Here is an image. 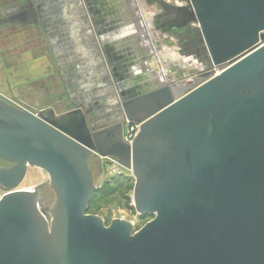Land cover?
I'll use <instances>...</instances> for the list:
<instances>
[{"label":"water","instance_id":"water-1","mask_svg":"<svg viewBox=\"0 0 264 264\" xmlns=\"http://www.w3.org/2000/svg\"><path fill=\"white\" fill-rule=\"evenodd\" d=\"M184 2L204 64L179 90L106 44L109 127L91 129V108L36 116L0 94V264H264V0ZM84 4L98 36L97 0ZM97 156L131 171L134 209L152 217L140 230L86 214ZM28 167L49 184L19 190Z\"/></svg>","mask_w":264,"mask_h":264},{"label":"crops","instance_id":"crops-1","mask_svg":"<svg viewBox=\"0 0 264 264\" xmlns=\"http://www.w3.org/2000/svg\"><path fill=\"white\" fill-rule=\"evenodd\" d=\"M78 1L75 4V0H0L2 96L25 105L33 103L37 109L45 105L60 108L69 100L87 110L91 100L84 99L90 95L86 79L88 76L97 79L98 63L103 79L107 77V69L100 59L106 44L128 49V58L135 63L150 55L132 0H97L94 18L98 36L82 3L84 0ZM139 1L145 10L146 27L155 38L173 83L176 76L204 64L196 54L197 39L192 32L195 25H184L180 22L182 14L175 12L176 8L186 6L184 0ZM89 59L92 62L85 68ZM139 71L144 78L163 80L140 67L134 69ZM100 84L98 88L103 82ZM92 94L98 93L92 91Z\"/></svg>","mask_w":264,"mask_h":264},{"label":"rangeland","instance_id":"rangeland-1","mask_svg":"<svg viewBox=\"0 0 264 264\" xmlns=\"http://www.w3.org/2000/svg\"><path fill=\"white\" fill-rule=\"evenodd\" d=\"M91 62H92L91 59H89V61H86V65L84 67L89 68V65L91 64ZM184 73H185L184 75L180 74L176 76L177 81L180 82L184 78L191 77L195 73V70L191 68L190 70H186V72ZM86 82L90 88L89 90L90 95L86 96L87 98L84 97V99L85 100L90 99L91 102H93L95 98L93 99L94 95L92 94V91H95V90H92V89L94 87L95 89H97L99 86V83L102 82V79L100 80L98 78V75H97L96 80L88 76V78L86 79ZM76 92L77 91H75V93ZM69 96L70 95H68V97ZM64 97H66V95H64ZM18 99H21V97L18 96ZM47 101H48L47 103L50 102V100H47ZM68 101L69 100H66L65 104L60 108H57L56 106L45 105L44 107L40 109L43 114L47 113L48 111H52V113L55 116H59L76 107V105H73ZM32 104L33 103L26 104V105L30 109L39 111ZM113 115L115 116V113L112 111V109L110 110L103 109L101 111L98 109H94L93 112L88 116V122H89L91 129L100 130V129L109 127L110 125L114 123V121H110V119L114 118ZM100 160L102 159L91 158L89 160V167L91 168L94 174L95 186L97 188L96 190L99 193L97 196L94 197L93 202L91 203L90 207L86 211V214L100 217L103 220L105 226H109L112 220L119 219V220H124V221L131 223L135 231L140 230L146 223L151 221L152 217L140 216L139 214L136 213L134 209L133 199H132L134 178L132 176L131 171L128 169L124 170L125 168L121 166L123 168L122 171H124L125 173L124 175L114 176L113 178L109 177L105 172L106 166L103 165V169L102 167L99 166L98 163H100ZM7 166H10V164L0 160V168H4ZM47 180H48L47 184H49V178L44 171L38 168L28 167L27 174H26L25 180L22 183V185L30 187V188L31 187L35 188ZM2 195H3V192L0 190V198Z\"/></svg>","mask_w":264,"mask_h":264},{"label":"built area","instance_id":"built-area-1","mask_svg":"<svg viewBox=\"0 0 264 264\" xmlns=\"http://www.w3.org/2000/svg\"><path fill=\"white\" fill-rule=\"evenodd\" d=\"M132 1H133L134 9L137 14V18L139 19V22L142 28L144 39L146 40L145 44L150 52L149 61L146 63V66L149 70L155 72V74H157L160 78H162L163 80H167L169 78L167 69L164 67L162 63L161 54L156 47L155 38L146 27L145 10L143 8V5L141 4L139 0H132ZM219 72H220V69L213 68L210 71H208L207 74L211 73L212 75H216ZM6 99L12 105L23 108V109H27L28 111L32 112L36 116L42 114L41 109H37L39 111H36L30 108H27L26 106L19 103L18 100L16 99H13V98L12 99L6 98ZM138 132H139L138 124L125 122L123 124V130H122V141L127 145H131ZM96 158L102 159L100 160V163L98 164L100 167H102V169H103V165L106 166L105 172L109 177L113 178L114 176H121L125 174L124 171H122L123 168L116 162L115 159L108 158V157H100V156H97Z\"/></svg>","mask_w":264,"mask_h":264},{"label":"bare ground","instance_id":"bare-ground-1","mask_svg":"<svg viewBox=\"0 0 264 264\" xmlns=\"http://www.w3.org/2000/svg\"><path fill=\"white\" fill-rule=\"evenodd\" d=\"M75 4H78L79 3V1L78 0H75V2H74ZM82 3H84L83 1H82ZM131 7V6H130ZM132 8V7H131ZM134 10V9H133ZM87 13V12H86ZM85 15V14H84ZM84 15H83V17H84ZM91 21V20H90ZM93 28V27H92ZM91 30V29H90ZM91 32V31H90ZM92 34V33H91ZM89 36V35H88ZM95 37V36H94ZM93 37V38H94ZM113 39V38H112ZM146 49H147V47H146ZM147 52V51H146ZM148 55V54H147ZM101 58V57H100ZM94 60H96V62L98 61L97 59H94ZM98 63V62H97ZM103 63V62H102ZM100 69H102V68H100L99 67V63L97 64V66H95V71H96V75H98V78L101 80L102 79V82H103V85L101 86V87H99V88H97V89H94L98 94L96 95V98H95V100H103V99H105V97L108 95V99H106L107 101H108V103L111 105V104H113L114 103V100L113 101H110V93H109V87L107 88L105 85H104V79H103V75H102V73H100L101 71H100ZM101 75V76H100ZM194 75V74H193ZM161 79V78H160ZM192 80H191V77H188V78H184L183 80H181L180 82L179 81H176L174 84L175 85H177V88L180 90V88H186L187 86H190L191 84H192ZM100 84V83H99ZM110 86V85H109ZM100 91V92H99ZM103 92H104V95H103ZM24 182V181H23ZM22 182V183H23ZM22 183H21V185L18 187V189L19 190H25V191H32L33 190V187H27V186H23L22 185Z\"/></svg>","mask_w":264,"mask_h":264},{"label":"flooded vegetation","instance_id":"flooded-vegetation-1","mask_svg":"<svg viewBox=\"0 0 264 264\" xmlns=\"http://www.w3.org/2000/svg\"><path fill=\"white\" fill-rule=\"evenodd\" d=\"M104 81H105V79H104ZM104 85L109 89V93H110V101H113L114 100V90H113V86L106 80L105 81V83H104ZM110 85V86H109ZM108 97V95L105 97V99H103V100H93V102H91V104H90V106H89V108H91V109H98V110H103V109H105V107H106V105H108L109 103L107 102V100L106 99H108L107 98ZM104 101V102H103ZM19 103H21L22 105H24V106H26L25 104H23L22 102H20V101H18ZM113 105V104H112ZM111 105V106H112ZM110 106V105H109ZM116 107L114 106V108H112L113 109V111H114V113H115V116H114V118H112V119H110V121H116V118L118 117L117 116V114H116V109H115ZM49 113V111L47 112V113H45V114H41V116H47V114ZM7 167H9V166H7Z\"/></svg>","mask_w":264,"mask_h":264},{"label":"trees","instance_id":"trees-1","mask_svg":"<svg viewBox=\"0 0 264 264\" xmlns=\"http://www.w3.org/2000/svg\"><path fill=\"white\" fill-rule=\"evenodd\" d=\"M98 193H99V192H98L97 190L94 192L93 197H92V199H91V201H90V203H89V205H88V208L90 207L91 203L93 202L94 197L97 196ZM88 208H87V210H88Z\"/></svg>","mask_w":264,"mask_h":264}]
</instances>
